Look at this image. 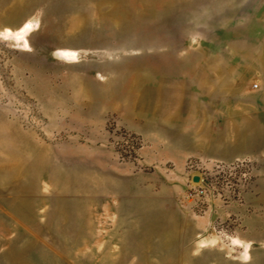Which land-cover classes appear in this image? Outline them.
<instances>
[{
  "label": "rangeland",
  "instance_id": "374dc122",
  "mask_svg": "<svg viewBox=\"0 0 264 264\" xmlns=\"http://www.w3.org/2000/svg\"><path fill=\"white\" fill-rule=\"evenodd\" d=\"M247 3L0 0V264H264V110L216 67Z\"/></svg>",
  "mask_w": 264,
  "mask_h": 264
},
{
  "label": "crops",
  "instance_id": "0c3cea01",
  "mask_svg": "<svg viewBox=\"0 0 264 264\" xmlns=\"http://www.w3.org/2000/svg\"><path fill=\"white\" fill-rule=\"evenodd\" d=\"M247 10H254L253 25L256 29L253 50L227 52L217 56L216 67L223 76L234 81L229 90L247 92L257 98V106L264 110V0H248ZM257 80V87L252 82ZM246 97V96H245Z\"/></svg>",
  "mask_w": 264,
  "mask_h": 264
},
{
  "label": "built area",
  "instance_id": "2783aa9c",
  "mask_svg": "<svg viewBox=\"0 0 264 264\" xmlns=\"http://www.w3.org/2000/svg\"><path fill=\"white\" fill-rule=\"evenodd\" d=\"M258 84H254L257 87ZM185 168L188 170L190 176V185L185 193L186 199H195L203 197L207 194L206 181L208 180V174L205 169V163L197 161L192 158L187 159L185 162ZM194 175L199 176V180H194Z\"/></svg>",
  "mask_w": 264,
  "mask_h": 264
},
{
  "label": "bare ground",
  "instance_id": "6f19581e",
  "mask_svg": "<svg viewBox=\"0 0 264 264\" xmlns=\"http://www.w3.org/2000/svg\"><path fill=\"white\" fill-rule=\"evenodd\" d=\"M36 28H37L36 23L31 21V20H28L16 29H11L9 27L6 28L3 31V33L5 36L12 37L16 41L21 42L23 49H30L29 35ZM59 52L66 60H69V61H77L78 60V51L76 49H62ZM245 256H248V253H246Z\"/></svg>",
  "mask_w": 264,
  "mask_h": 264
},
{
  "label": "water",
  "instance_id": "95a60500",
  "mask_svg": "<svg viewBox=\"0 0 264 264\" xmlns=\"http://www.w3.org/2000/svg\"><path fill=\"white\" fill-rule=\"evenodd\" d=\"M194 180L198 181L199 180V176L198 175H194Z\"/></svg>",
  "mask_w": 264,
  "mask_h": 264
}]
</instances>
